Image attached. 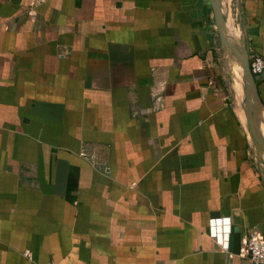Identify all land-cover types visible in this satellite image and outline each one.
Listing matches in <instances>:
<instances>
[{
    "label": "crops",
    "instance_id": "1",
    "mask_svg": "<svg viewBox=\"0 0 264 264\" xmlns=\"http://www.w3.org/2000/svg\"><path fill=\"white\" fill-rule=\"evenodd\" d=\"M252 52L264 0H0V264H252Z\"/></svg>",
    "mask_w": 264,
    "mask_h": 264
},
{
    "label": "built area",
    "instance_id": "2",
    "mask_svg": "<svg viewBox=\"0 0 264 264\" xmlns=\"http://www.w3.org/2000/svg\"><path fill=\"white\" fill-rule=\"evenodd\" d=\"M43 0H33L34 7L40 5ZM30 15H33V10L29 12ZM249 68L252 76H263L264 77V56L256 54L254 52L249 55ZM84 155L86 157L90 156V149L84 147L83 149ZM91 159L94 156L91 155ZM110 169H107L109 172ZM242 251L246 254L252 264H264V240L261 239L256 233L250 234L243 242ZM26 258H30V254L28 252L24 253ZM48 264H56L54 262H50Z\"/></svg>",
    "mask_w": 264,
    "mask_h": 264
},
{
    "label": "rangeland",
    "instance_id": "3",
    "mask_svg": "<svg viewBox=\"0 0 264 264\" xmlns=\"http://www.w3.org/2000/svg\"><path fill=\"white\" fill-rule=\"evenodd\" d=\"M231 2H233V1H231Z\"/></svg>",
    "mask_w": 264,
    "mask_h": 264
},
{
    "label": "water",
    "instance_id": "4",
    "mask_svg": "<svg viewBox=\"0 0 264 264\" xmlns=\"http://www.w3.org/2000/svg\"><path fill=\"white\" fill-rule=\"evenodd\" d=\"M251 73V72H250ZM252 75V74H251Z\"/></svg>",
    "mask_w": 264,
    "mask_h": 264
}]
</instances>
